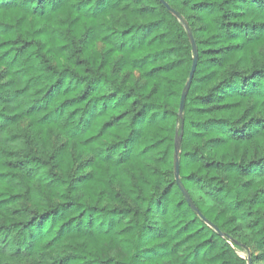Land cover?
Wrapping results in <instances>:
<instances>
[{"label": "trees", "instance_id": "16d2710c", "mask_svg": "<svg viewBox=\"0 0 264 264\" xmlns=\"http://www.w3.org/2000/svg\"><path fill=\"white\" fill-rule=\"evenodd\" d=\"M163 1L0 0V264H264V0Z\"/></svg>", "mask_w": 264, "mask_h": 264}, {"label": "water", "instance_id": "95a60500", "mask_svg": "<svg viewBox=\"0 0 264 264\" xmlns=\"http://www.w3.org/2000/svg\"><path fill=\"white\" fill-rule=\"evenodd\" d=\"M161 1L166 5L167 8H169L167 3H165L163 0H161ZM174 14L176 16H179L178 12H174ZM188 37H189V41H190L191 48H192V51H193V59H192L191 68H190V71H189V74H188V78H187V80L185 82V85H184V88H183V90L181 92L180 102H179V109H178L179 113H182V111H183L184 101H185L186 95H187L188 90H189L190 85H191V81H192V78H193V74H194L195 67H196V61H197V50H196L195 40H194L193 36L190 33L188 34ZM173 165H174V171H175V179H176L177 183L179 184V175H178L179 162H178V151L176 149H175ZM180 188H181L184 196L186 197L188 204H190L195 209V207L193 205V202H192L191 198L189 197V194L186 191V189L183 186H181V185H180ZM207 223L210 224L208 221H207ZM250 261H251L250 258H247V264H250Z\"/></svg>", "mask_w": 264, "mask_h": 264}, {"label": "rangeland", "instance_id": "374dc122", "mask_svg": "<svg viewBox=\"0 0 264 264\" xmlns=\"http://www.w3.org/2000/svg\"><path fill=\"white\" fill-rule=\"evenodd\" d=\"M237 251H238V253H239L241 256H243V257L246 256L245 251H243V250H237Z\"/></svg>", "mask_w": 264, "mask_h": 264}]
</instances>
